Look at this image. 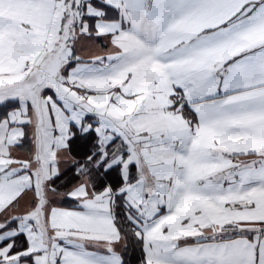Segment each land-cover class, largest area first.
I'll list each match as a JSON object with an SVG mask.
<instances>
[{"label":"snow or ice","instance_id":"obj_1","mask_svg":"<svg viewBox=\"0 0 264 264\" xmlns=\"http://www.w3.org/2000/svg\"><path fill=\"white\" fill-rule=\"evenodd\" d=\"M0 264H264V0H0Z\"/></svg>","mask_w":264,"mask_h":264}]
</instances>
